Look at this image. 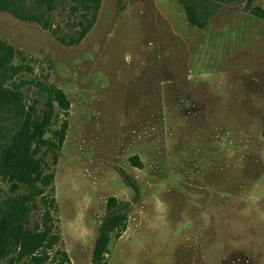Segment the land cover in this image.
I'll list each match as a JSON object with an SVG mask.
<instances>
[{
    "label": "rangeland",
    "instance_id": "obj_1",
    "mask_svg": "<svg viewBox=\"0 0 264 264\" xmlns=\"http://www.w3.org/2000/svg\"><path fill=\"white\" fill-rule=\"evenodd\" d=\"M207 1L219 6L199 28L179 0H101L71 45L70 0L49 27L0 10L23 103L41 114L36 81L62 92L44 132L52 186L0 264H264V0ZM12 126L0 107V141ZM16 193L0 175V209Z\"/></svg>",
    "mask_w": 264,
    "mask_h": 264
},
{
    "label": "trees",
    "instance_id": "obj_2",
    "mask_svg": "<svg viewBox=\"0 0 264 264\" xmlns=\"http://www.w3.org/2000/svg\"><path fill=\"white\" fill-rule=\"evenodd\" d=\"M80 6L79 28L68 37H60L67 44L78 43L88 32L96 18V11L101 0H70ZM185 9L186 18L190 25L203 28L208 24L218 3L207 0H179ZM230 1V0H227ZM58 0H0V10L27 21L42 23L50 26L49 13L57 6ZM13 48L0 40V107L5 108L11 115L13 126L11 131L0 141V175L12 183L16 195L9 196L0 209V254L12 241L15 230L26 221L30 201L52 186L53 173H42V165L49 151L48 141L44 137L46 128L50 125L54 113V101L62 95L54 84L36 81L39 95L42 99L41 114L36 115L23 103L20 91L28 81H15L9 74L13 58ZM8 83V86H5ZM41 153V155H39ZM138 193L136 183L128 181ZM22 191L20 192V190ZM45 204H53L43 198ZM111 208V207H110ZM120 205L108 210L103 222L98 228V238L94 248V262H99L109 240V230L122 214Z\"/></svg>",
    "mask_w": 264,
    "mask_h": 264
}]
</instances>
